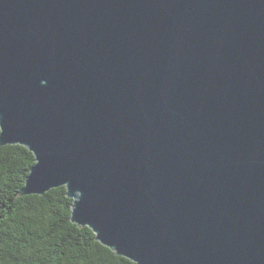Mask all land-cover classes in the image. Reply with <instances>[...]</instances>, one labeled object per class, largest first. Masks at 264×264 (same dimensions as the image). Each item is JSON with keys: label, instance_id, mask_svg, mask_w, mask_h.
I'll use <instances>...</instances> for the list:
<instances>
[{"label": "water", "instance_id": "water-1", "mask_svg": "<svg viewBox=\"0 0 264 264\" xmlns=\"http://www.w3.org/2000/svg\"><path fill=\"white\" fill-rule=\"evenodd\" d=\"M0 129L118 255L264 264V0H0Z\"/></svg>", "mask_w": 264, "mask_h": 264}, {"label": "trees", "instance_id": "trees-1", "mask_svg": "<svg viewBox=\"0 0 264 264\" xmlns=\"http://www.w3.org/2000/svg\"><path fill=\"white\" fill-rule=\"evenodd\" d=\"M35 162L25 146H0V264H136L72 222L65 186L20 194Z\"/></svg>", "mask_w": 264, "mask_h": 264}]
</instances>
